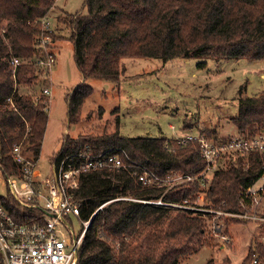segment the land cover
I'll list each match as a JSON object with an SVG mask.
<instances>
[{"label":"trees","instance_id":"obj_1","mask_svg":"<svg viewBox=\"0 0 264 264\" xmlns=\"http://www.w3.org/2000/svg\"><path fill=\"white\" fill-rule=\"evenodd\" d=\"M56 2L0 0V167L4 178L21 171L13 156L16 146L34 160L42 152L50 104L44 94L35 100L25 90L40 79L36 63L46 55L39 49L42 38L56 37L43 25ZM85 7V13H64L59 18L69 29L74 62L83 79L66 95L69 127L80 122L81 109L93 94L88 81L119 82L126 58L264 60V0H86ZM14 59L20 60L16 67ZM252 116H258L264 128V90L241 97L239 113L232 121L243 130ZM103 151H124L129 160L122 156L127 168L87 173L74 190L81 220L95 215L77 264H172L210 247V241H205L204 212L151 202L182 203L204 192L207 209L236 213L239 191L259 177L263 165L259 154L235 160L212 173L204 190L199 183L170 190L147 187L135 175L142 167L159 177L174 172L199 174L206 165L200 148L197 143L180 145L166 137H129L118 128L113 133L65 135L53 163L82 152ZM0 206L18 223L41 215L20 205L8 188L0 194ZM256 255L264 258V242L243 264L253 262Z\"/></svg>","mask_w":264,"mask_h":264},{"label":"rangeland","instance_id":"obj_2","mask_svg":"<svg viewBox=\"0 0 264 264\" xmlns=\"http://www.w3.org/2000/svg\"><path fill=\"white\" fill-rule=\"evenodd\" d=\"M56 1V7L50 11L46 21L56 37H43L42 46H39L43 52L52 51L56 55V65L47 79L41 74L40 79L25 90L35 97L48 87L52 94L47 96L53 101L38 160V168L42 172L51 168L67 134L77 137L88 133H113L118 128L122 135L129 137H166L174 140L191 133L206 136L210 141L230 138L239 131L232 118L239 113L240 98L256 96L264 90V60L126 58L122 61L119 82L88 81L93 87V94L81 109L80 122L69 127L66 95L83 79L74 62L69 29L59 18L65 17L64 13H85L87 8L86 0ZM251 119L259 118L252 116ZM258 125L264 130L261 123ZM252 127L250 122L243 130ZM230 163L223 164L219 170L228 168ZM210 181L211 178L201 188H207ZM4 182L0 175V194L7 190ZM186 200L189 201L187 209L204 212L202 216L208 220L205 241H210L212 245L172 264H243L248 254L264 242V222H248L236 217V213L207 209L204 207V192H199L194 200ZM80 228L81 224L75 222V230L78 232ZM248 264H264V258L256 255L254 261L250 260Z\"/></svg>","mask_w":264,"mask_h":264},{"label":"built area","instance_id":"obj_3","mask_svg":"<svg viewBox=\"0 0 264 264\" xmlns=\"http://www.w3.org/2000/svg\"><path fill=\"white\" fill-rule=\"evenodd\" d=\"M46 21L47 19L43 20L44 27L51 29ZM42 43L43 38L41 46ZM45 43L46 41L43 45ZM45 53V57L36 63L41 71L38 74H43L44 78L57 62L53 52ZM19 64V59L13 60L15 67ZM42 94L46 97L52 95L48 87L42 90ZM38 97L35 96V100ZM50 101L51 99H47L49 104ZM258 123V119H252L251 129L239 130L235 136L227 139L210 141L206 136L191 133L178 137L177 143L180 145L198 144L201 156L206 162L205 168L199 174L180 175L174 172L166 177H159L142 167L140 173L135 172V175L144 186L166 187V190L194 183L205 186L211 174L223 164L259 154L263 163L261 173L252 184L239 191L240 211L234 215L248 222H264V130L258 127ZM13 156L21 166V171L4 178L0 167L5 186L20 205L36 209L41 215L31 222L18 223L0 206V264H77L79 249L92 217L87 221L81 220L80 204L74 198V190L89 172L127 168L122 156L127 159L128 156L124 151H103L99 154L82 152L75 157H64L58 164L52 163L47 173L38 168V160L23 154L22 146L15 147ZM151 203L189 208L188 200L170 204L159 199ZM75 222L81 224L78 232L75 230Z\"/></svg>","mask_w":264,"mask_h":264},{"label":"crops","instance_id":"obj_4","mask_svg":"<svg viewBox=\"0 0 264 264\" xmlns=\"http://www.w3.org/2000/svg\"><path fill=\"white\" fill-rule=\"evenodd\" d=\"M53 81V80H52ZM52 101H53V99L51 98V101H50V104L52 103ZM49 107H50V105H49ZM68 125V124H67ZM47 129H48V126H47ZM47 129H46V133H47ZM45 137H46V134H45ZM45 137H44V141L43 142H45ZM42 148H43V146H42ZM43 173H47V172H43Z\"/></svg>","mask_w":264,"mask_h":264},{"label":"water","instance_id":"obj_5","mask_svg":"<svg viewBox=\"0 0 264 264\" xmlns=\"http://www.w3.org/2000/svg\"><path fill=\"white\" fill-rule=\"evenodd\" d=\"M94 217H95V215L92 217V219H91V221H90V225H91V223H92V221H93Z\"/></svg>","mask_w":264,"mask_h":264}]
</instances>
